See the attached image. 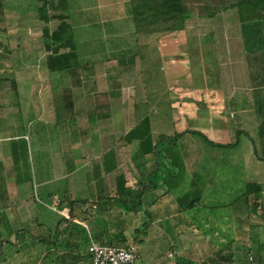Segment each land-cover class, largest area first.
Masks as SVG:
<instances>
[{"label": "rangeland", "instance_id": "rangeland-1", "mask_svg": "<svg viewBox=\"0 0 264 264\" xmlns=\"http://www.w3.org/2000/svg\"><path fill=\"white\" fill-rule=\"evenodd\" d=\"M108 1L77 0L74 4L77 7L71 5L67 21L74 31L80 66L56 73L46 64L51 51L43 34L46 29L54 31L60 20L46 22L40 18L39 8L44 0H0V72L9 81L0 84V101L13 113L0 120L1 126L12 128L2 136L10 140L6 143H10V153L5 164L8 172L12 167L35 207L28 208L29 218L24 220V225H18V213L10 209L14 202L7 200V224L0 217V264H71V259L59 261L58 255L80 254V250L69 247L65 240L57 241L59 246L55 250L47 249L54 245L51 240L67 237L66 222L52 206L58 198L69 197L75 201L100 196L95 207L84 200L80 203L88 213L85 219L91 232L104 244L116 242L119 233L128 242L138 240L135 245L140 255L136 264H190L191 261L202 264L218 249L234 248L219 245L223 233L229 237L237 234L231 219L234 216L230 222L226 217V210L231 214L237 211V202L233 199L227 200L228 205L223 204V196L234 198L237 194L233 190L241 191L245 184L242 186L240 181L247 179L243 175L235 178L240 168L232 163L233 150L212 146L196 133H186L172 144L159 138L196 130L215 142L232 143L234 128L239 123L253 131L249 118L259 112L250 110L264 105L222 104L219 95H207L214 90H209V86L216 87L219 84L216 81L221 79L214 61L210 62L211 71L207 68L206 73L201 63L191 66L188 62L208 59L203 49L209 45L205 43L217 34L219 37L222 32L233 30L234 14L229 11L218 14V9L214 11L205 0L194 3L182 0L189 15L182 29L175 31L170 29L171 24L179 17L166 21L151 9L144 13L139 8L135 13L134 8L143 4L140 0H133V7L129 8H133L134 16H125L127 11L122 3L103 7ZM261 8L250 16V7H242V16L247 15L246 20L249 16H264ZM47 9L50 10L48 6ZM228 13L232 17L229 20ZM94 14L99 18L93 17ZM100 89L118 93V111L112 120L119 121L120 143L125 142L123 132L131 134L126 140L135 139L129 152L135 168L140 171L151 164L149 173L155 169L158 157L162 163L160 172H151V182L143 178L145 186L138 184L132 190L135 195L132 201H137L135 204L140 207L137 210L131 201L119 197L107 200V194L95 182L89 187L80 181L87 174L94 178L98 168L94 163L84 166L81 134L84 135L88 117L77 110L96 104ZM19 103L24 107L21 115ZM241 106L250 109L242 121L238 114L235 116ZM142 109L148 112V119L141 118ZM98 117L109 126L110 104ZM155 136L157 139L152 144ZM257 138L262 140L264 136ZM157 149L160 153L156 155ZM72 165L78 171L73 176L65 174ZM247 171L251 174L247 176L249 179L255 172ZM197 172L201 174L199 186H193L191 182L196 181L193 175ZM3 178L4 175L1 182ZM155 181L157 188H150ZM148 183L150 187H146ZM163 184L170 192L161 187ZM225 189L228 191L224 192ZM138 191L141 199L137 197ZM191 203L194 206L187 207ZM96 226L103 230L96 231ZM31 234L50 242L43 240L40 246L33 245L36 241ZM81 237L78 244L84 245L88 237ZM76 264L89 262L82 256Z\"/></svg>", "mask_w": 264, "mask_h": 264}, {"label": "crops", "instance_id": "crops-1", "mask_svg": "<svg viewBox=\"0 0 264 264\" xmlns=\"http://www.w3.org/2000/svg\"><path fill=\"white\" fill-rule=\"evenodd\" d=\"M76 1L77 0H69L70 7L71 5L77 7V5H74ZM141 1L143 0H140V2ZM108 2L110 3L104 4L105 6L103 7L118 6V4L122 3V8L125 9V12L127 11V13L124 15H130L131 17L134 16L133 8L129 9L133 7V0H110ZM194 2L195 0H189V2L187 1V3ZM204 2H206L207 6L214 8V11L218 9L216 13L219 14L225 11L226 14V12L229 11L230 13L234 14L233 18H236L235 23L232 22L231 25L233 26V30L230 29L226 32H222L219 37L217 34L215 35V38L213 37L205 43L206 45H209L207 49H203V51H205L207 55H209L207 56L208 59L202 57V59H198V61L196 59H189L188 61L191 66H195L196 62L201 63L205 73L207 72V68L209 69V66L211 67L210 64L214 61L213 63H215V69L221 72V79H219V81H216L219 84H217L216 87L212 86L213 88L209 86V90H214L209 91L207 95H216V97L217 95H219L222 104L227 103L229 105L235 106L264 105V16L259 17L258 15V17L255 18L250 17L253 16V12H255L256 10L258 11L261 7H264V3L259 4V0H205ZM222 3L224 4V6H222ZM246 6L250 7L249 13H251L249 19L247 20V15L243 14L242 16V7ZM261 9L264 12L263 8ZM230 13H228V15L226 16H229ZM97 15L98 14H94L93 17L99 18ZM229 17L230 18H227V20L232 18L231 16ZM221 40H224L225 42L221 43ZM211 41H214V43H212ZM205 44L203 46H205ZM211 45H213L214 47H211ZM223 56L225 58H222ZM210 71L211 70L209 69V72ZM222 74L224 79L222 78ZM0 77H2L0 78V84L9 82L8 80H6V76H4L3 72H0ZM19 93L21 94V92ZM97 93L98 95L96 97V104H91V106L87 109L77 110L78 114L85 112L86 116L88 117L85 120L86 129L84 130V135L81 134V139L84 141L80 147L84 151V166H90L92 165V163H94L98 168V172L96 173L97 175L94 178L90 176L91 174H87L88 176H86L84 180L80 179V181L89 187L92 185V182L100 185L102 190H104V194H107L106 199L109 200L111 199V197L118 198L117 195L118 191L120 190V183L131 190H133L138 184H142V186H145L144 184L146 183V180L144 179L148 178V175L151 172H147L151 168V164L150 166L148 165L149 167L146 166L143 170H137L131 160V157L133 155H130L129 153L133 149L132 143L135 141V139L131 141L126 140V136H129L131 134H126V132H123L122 137L125 142L120 143L119 141L121 135L119 132V121L118 119H116L117 121L114 122L112 120L114 119L118 111V93L113 91H103L101 89L98 90ZM69 96L71 97V95ZM109 104L110 117L107 119H110L111 122L109 123V126H107L108 123H106L105 121L102 122L98 117V113L106 110ZM69 105L70 104H68V106ZM235 106L234 108L237 109ZM21 108L22 110H24V107H22L21 103H19L18 114L20 115ZM248 110L250 109H244L241 106V109L238 110L235 116L237 117L238 114V116H240V120L242 121V118L244 117V115H246V113H248ZM250 111L259 112L255 115H253L254 113H252L251 115L253 116L249 118L250 124L251 126H253V131L252 129L248 130L246 127H243V125L239 123V126H236L234 128L235 139L231 143L233 144L236 142L237 144L230 147H222L233 150V153L235 154L231 155L232 163H235L236 166L240 168V173L235 178H237L238 176L241 177L242 175V177L247 178L246 180L241 179L240 181L242 186L245 184L244 187L241 188V191H239L237 188L233 190L237 194L234 198L225 197V195L227 194L224 193L225 195L223 196V199L225 201L222 202L223 204H226L227 200H237L243 195V193H247L241 199L242 201H239L237 203L236 208L238 209L236 212L231 214L226 210V217L228 218V222H230V218L232 217V215L234 216V219H231L235 223L233 228L237 232L236 236L233 237L232 235H230L229 237L227 236V234L223 233V239L219 240L220 246L229 247V245H233V249H226L224 251L229 253L235 251L234 258L236 264H248L246 260H240L237 257L239 256V253H241L240 256H243L244 252L242 251H246V247L251 248L248 249L249 260H251L252 257H254L255 260L251 264H264V138L262 140L257 138L256 140V136H264V106L259 108L256 107L254 109L251 108ZM141 114V118H149V114L148 112H145V109L141 110ZM9 115H13V113H11V110H7L5 106H3V102L0 101V120L9 118ZM101 124H104V127H102L103 125L100 126ZM11 129L12 128L1 126L0 124V138H2L0 139V179L2 175H4L2 182L0 180V217H3L2 221L7 224V200H11L14 203L13 206H10V209H14V212L17 211L18 225H24V220L29 218L30 215L28 212V208L35 207L32 203V200L29 199V197H26L27 190L23 187V184L18 179H16V174L14 170L11 169L12 167L10 166L9 172L7 171L5 159H7L10 153V143H6L10 142V140L4 139L2 136H4L5 131ZM65 133L69 135V130H66ZM87 138L91 140H86ZM155 139H157L156 136L154 137V139L152 138V144L154 143ZM258 140L260 141V143H262L261 145H259L260 143H258ZM129 146L131 147V149H129ZM149 147H151V144ZM75 167L76 166L73 165L69 166V169H67V172H65V174H70V176H73L78 171V168ZM248 169H253L255 172L253 173L254 175H252L249 179L247 176L251 174L247 171ZM258 171H261V173H259ZM200 175V172L194 173L193 178H195L196 181H192L191 185L194 186L199 184ZM250 183H255L256 187L251 188ZM150 185L151 184L148 183L146 184V187H150ZM163 185L161 187H163L166 192H170V190L168 189L169 187L167 188V185ZM157 186L158 183L153 185L152 187L157 188ZM244 189H246V191H244ZM227 191V189L224 190V192ZM57 197L58 196L55 195L54 199H56ZM58 199L62 200L61 198ZM79 199H83L85 200L84 202L92 206L94 205L95 207L96 205H98L101 197H82ZM251 202H253L254 206H251ZM193 206L194 203L193 205H187V207ZM133 208L135 209L136 207ZM137 209H140V207H137ZM68 210L69 209H66V211ZM53 211L55 210L53 209ZM24 214L26 217L22 218L24 217ZM58 214L61 215L60 213ZM33 215L34 213L32 214V216ZM62 218L63 221L66 222V227L68 230L66 235L67 237H63L64 239L61 237H56L55 240H51V243L54 245L47 248L48 251H53L59 246L57 241L59 243H62L63 240H65L66 245L72 247L75 250H80V254L75 252V255H79L80 259L82 258L81 256H84V258L86 256L87 258V249L91 240L95 239L98 242L101 241L100 237L93 235L87 220L82 221L77 218L78 221L76 222L70 219H66L64 216H62ZM224 223H226V219L224 220ZM100 227L101 226H96L95 230L102 231L103 229H101ZM4 231H6V227ZM83 232L85 234H83ZM71 233L74 235H72ZM81 235H83L85 238L88 237L86 239V242L84 241V245L77 244V240H80L82 238ZM1 237L2 235L0 231V238ZM36 238L39 239H37L36 244L33 245L40 246L39 242L45 240L40 237ZM46 241L49 240L47 239ZM88 262L89 264H91L90 258Z\"/></svg>", "mask_w": 264, "mask_h": 264}, {"label": "trees", "instance_id": "trees-1", "mask_svg": "<svg viewBox=\"0 0 264 264\" xmlns=\"http://www.w3.org/2000/svg\"><path fill=\"white\" fill-rule=\"evenodd\" d=\"M142 3L143 4L140 5L139 7L137 6L134 8L135 13H137L138 9L140 8L142 9L144 13L148 12V10L151 9V11H154L156 15H161L162 18H164L166 21H170V20L174 21V17H179V20L177 22H174V24H171L170 29L175 30V31L176 30L179 31L182 29V23L185 22V20L188 17V14L185 12L184 3L182 0H143ZM258 3L259 4L264 3V0H259ZM47 6L49 7L50 10L47 9ZM39 12H40L39 13L40 18L46 22H49L52 19L60 20L58 27L54 31L50 32L49 29H46L43 34L46 46L48 50L51 51V54L47 59V65L50 68V70L52 72L58 73L63 70L71 71V70L78 69L80 65L78 61V54H77V48L75 44L74 31L70 23L67 21V19L70 17V14H71L69 0H59V2L57 3H55L54 0H44V5L39 8ZM259 17L261 16L259 15ZM8 48L9 47L7 46V49ZM186 133L199 134L212 146L230 147V146L237 144L236 142L233 144L215 142L211 140L205 133L201 131H196V130L195 131H185L183 133L176 134L174 135V137H171V138L168 136L162 137V135L159 138H162V140L164 141L169 140L170 144H172L173 141L177 142L178 138ZM158 152L160 153L159 149H157L156 155ZM156 162L157 163L155 164V169L152 171L160 172L161 165H162L160 161V157H158ZM157 164L159 165V168L157 167L158 166ZM151 172L148 175L149 180L152 179ZM153 184L155 185L157 184V182L155 181V183ZM152 186L153 185H151V187ZM250 187L251 188L256 187L255 183H250ZM119 189L120 190L118 191L117 197H119L121 200L125 202L131 201L133 204V207H136L135 210H137V207H138L136 205L137 201L135 202L132 201V198L135 197V195L133 194V191L129 188H126L125 185H123L122 183H120ZM246 194H247L246 192L243 193V195L239 199H237L236 202L238 203L239 201H242L241 199ZM137 197L138 199L139 198L141 199L140 191H138ZM82 200L83 199H75V201H71L70 197L69 199H66V200L59 199L60 204H58V206H60L59 209L61 210L69 209L68 211L70 212V214L73 215L76 219L78 218L79 220L86 221L87 219H85V217L88 215V213L84 212L81 208L80 202ZM191 204L193 205V203ZM30 237L34 238L36 242H37V239H39L33 236L32 234L30 235ZM137 241L138 240H136L135 242H130V243L136 244ZM126 243H129V242L127 241L123 233H119L117 235L116 242H113V243L111 242V244H114V245H122ZM246 249H247L246 251L244 250L242 251L244 252L243 256H240L241 253L238 252L239 256L237 257L240 260L241 259L246 260L248 264H250L255 260H254V257H252V259L249 260V256H248L249 250L248 249H251V248L246 247ZM234 252L235 251H233L232 253H229L221 249H218L213 254L207 256L202 262V264H235ZM0 254H1V250H0ZM58 258H59V261L63 260L66 262H68V260L71 259L72 260L71 264H76L79 261L80 256L75 255L74 253H69V254L60 253L58 255ZM89 258L90 257L87 254V260H89ZM180 263L183 264L182 262ZM194 263H195L194 261H191L190 264H194Z\"/></svg>", "mask_w": 264, "mask_h": 264}, {"label": "built area", "instance_id": "built-area-1", "mask_svg": "<svg viewBox=\"0 0 264 264\" xmlns=\"http://www.w3.org/2000/svg\"><path fill=\"white\" fill-rule=\"evenodd\" d=\"M59 199L54 203L53 209L64 216L66 219L78 221L69 211L58 208ZM87 254L90 257L91 264H136L139 259V250L134 243L122 245L103 244L91 240Z\"/></svg>", "mask_w": 264, "mask_h": 264}]
</instances>
